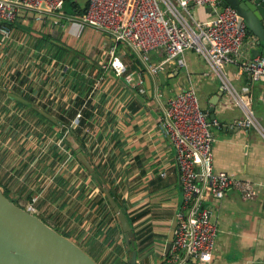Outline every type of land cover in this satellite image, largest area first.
Segmentation results:
<instances>
[{"label":"crops","instance_id":"crops-1","mask_svg":"<svg viewBox=\"0 0 264 264\" xmlns=\"http://www.w3.org/2000/svg\"><path fill=\"white\" fill-rule=\"evenodd\" d=\"M67 1L79 12L87 4ZM76 14L64 8L39 17L22 11L11 24V38L0 50V189L24 208L31 205L44 222L82 248H96L101 263L113 264L129 260L130 253L104 194L110 190L131 216L145 213L135 229L149 226L153 235L150 245L139 247L136 264H162L167 234L185 209L174 149L156 124L169 100L192 85L200 108L216 123L210 128L214 169L249 184L251 193L244 198L233 187L220 201L208 198L217 228L211 260L190 257L185 264H264V137L255 128L236 125L243 119L241 110L199 55L186 52L185 68L168 65L161 83L145 75L125 45L79 24ZM193 15L206 21L214 12L198 6ZM245 44L242 57H253L255 45ZM111 47L127 73L144 77L147 96L136 95L112 74ZM223 71L250 102L264 133V79L249 81L237 65ZM32 140L41 145V157ZM79 152L99 173L102 187L78 159Z\"/></svg>","mask_w":264,"mask_h":264},{"label":"built area","instance_id":"built-area-1","mask_svg":"<svg viewBox=\"0 0 264 264\" xmlns=\"http://www.w3.org/2000/svg\"><path fill=\"white\" fill-rule=\"evenodd\" d=\"M65 1L0 0V50L10 40L11 24L20 12L34 13L38 17L53 15L62 9ZM198 6L210 8L213 17L206 21L196 20L193 9ZM75 18L79 24L125 45L141 63L145 75L153 79L163 74L168 65L185 68L186 52L199 55L218 80L220 90L230 95L241 110L243 119L236 121V125L255 128L264 137L250 102L235 91L223 71L225 66L237 65L249 81L264 79V56L242 57L246 40L253 45L254 39L246 26L238 22L236 11L223 6V0H87L85 9ZM153 53H161L163 58L153 60ZM108 67L115 77L123 79L125 88L138 96H147L144 77L127 73L114 47L108 50ZM157 89L155 86L154 92ZM214 125L215 121L208 120L200 108L192 85L169 100L157 121L158 132L175 152L185 209L178 216L173 241L162 264H185L190 257L208 263L217 232L208 198L220 201L233 187L244 198L250 196L249 184L214 169L210 132ZM32 144L41 148V157V145L37 140H32ZM57 144L62 152H67L60 142ZM25 208L35 214L31 205Z\"/></svg>","mask_w":264,"mask_h":264},{"label":"water","instance_id":"water-1","mask_svg":"<svg viewBox=\"0 0 264 264\" xmlns=\"http://www.w3.org/2000/svg\"><path fill=\"white\" fill-rule=\"evenodd\" d=\"M223 6L234 9L238 15V22L243 23L248 34L254 39L253 57L264 56V0H223ZM161 83L164 82L162 73L157 75ZM148 86L149 79L146 77ZM150 91V86H149ZM17 98V97H16ZM19 101L30 107L46 120L56 123L46 112L20 98ZM214 108H210V119L214 120ZM68 143L74 145L70 136ZM78 151V147H76ZM78 159L91 173L99 186L102 182L94 173L92 166L79 152ZM106 200L116 215L117 223L123 234L126 250L130 253L129 264L137 262V248L134 234L128 224L123 211L117 206L113 198L104 190ZM176 223L172 224L167 234L163 262L166 259L174 237ZM162 262V263H163ZM0 264H99L84 248L70 238L56 231L39 216L31 213L23 206L14 203L6 197L0 189Z\"/></svg>","mask_w":264,"mask_h":264},{"label":"trees","instance_id":"trees-1","mask_svg":"<svg viewBox=\"0 0 264 264\" xmlns=\"http://www.w3.org/2000/svg\"><path fill=\"white\" fill-rule=\"evenodd\" d=\"M66 2V1H65ZM64 2V5L62 8L66 9V10H70L71 11V14L73 13H77L76 15L80 14L81 12L78 11L77 9V6L76 4H71L70 1H67L66 3ZM44 119V118H43ZM42 119V120H43ZM70 134H72V136L74 137V134L73 132L71 131ZM61 136V134H59ZM59 136V137H60ZM76 142L80 145V148L82 149V153L85 155V152L82 148V142L80 140H76ZM70 147V146H68ZM86 156V155H85ZM96 175L99 177V173L96 172ZM107 191V190H106ZM108 194L113 198V200L116 202L117 206L123 211L124 215L126 216V219L128 221V224L129 226L131 227L132 231H133V234H134V241H135V245H136V248H137V252H139V247L141 245H145V247H147L148 245H150L152 243V238H153V235L151 234V230L149 228V226L145 227V228H142L141 230H136L135 229V226L134 224L140 220L141 218H143L145 216V213H139V214H135L134 216H131V214L127 213L123 208L122 206L120 205L118 199L115 197L114 193L110 190L107 191ZM4 195L6 197H8L7 195V192L3 191ZM9 198V197H8ZM13 201V200H12ZM14 203H16L15 201H13ZM84 249L86 250V252L96 261L98 262L99 264H103L99 261V258L97 256V254L99 252H97L96 248L95 250L90 248V249H86L84 247ZM105 264V263H104ZM112 264V263H111ZM113 264H129L128 263V260L127 261H117L116 263L114 262Z\"/></svg>","mask_w":264,"mask_h":264},{"label":"rangeland","instance_id":"rangeland-1","mask_svg":"<svg viewBox=\"0 0 264 264\" xmlns=\"http://www.w3.org/2000/svg\"><path fill=\"white\" fill-rule=\"evenodd\" d=\"M23 201H24V200H22V201H19V203H24ZM21 205H25V204H21Z\"/></svg>","mask_w":264,"mask_h":264}]
</instances>
